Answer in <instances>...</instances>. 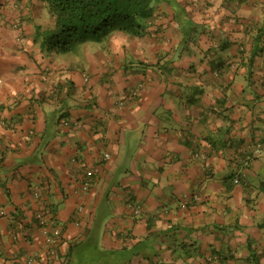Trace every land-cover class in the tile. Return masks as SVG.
Wrapping results in <instances>:
<instances>
[{"label":"crops","instance_id":"obj_1","mask_svg":"<svg viewBox=\"0 0 264 264\" xmlns=\"http://www.w3.org/2000/svg\"><path fill=\"white\" fill-rule=\"evenodd\" d=\"M44 10L0 0V264H264V0L161 1L69 63Z\"/></svg>","mask_w":264,"mask_h":264},{"label":"trees","instance_id":"obj_2","mask_svg":"<svg viewBox=\"0 0 264 264\" xmlns=\"http://www.w3.org/2000/svg\"><path fill=\"white\" fill-rule=\"evenodd\" d=\"M161 1L169 0H45L53 25L36 27L34 41L42 51L70 53L87 42L102 43L113 33L138 37Z\"/></svg>","mask_w":264,"mask_h":264},{"label":"built area","instance_id":"obj_3","mask_svg":"<svg viewBox=\"0 0 264 264\" xmlns=\"http://www.w3.org/2000/svg\"><path fill=\"white\" fill-rule=\"evenodd\" d=\"M84 81L86 83L89 82L88 77L84 76ZM140 94V89L135 90L133 93L130 94V98L133 97H138ZM126 101H120L118 102L119 107H123L125 105ZM108 155H105L104 158H108ZM100 173V168L98 166L84 169L81 181L79 183V189L78 193H88L90 190L92 184L94 183L95 177L99 175ZM234 183H238V179L234 180ZM32 195L35 199V201L38 204V211L36 213V218H37V231L42 235L43 238V248L47 252L49 256L55 257L57 255V249L61 244V229L58 225L53 220V215L49 213L44 205V199L42 196V193L40 191H33ZM132 208V211L134 212L135 215H140L141 214V207L136 206V207H130ZM83 212V208L79 207L78 208V214ZM0 215H4V211H0ZM35 260L33 257L26 258L23 261V264H34Z\"/></svg>","mask_w":264,"mask_h":264},{"label":"rangeland","instance_id":"obj_4","mask_svg":"<svg viewBox=\"0 0 264 264\" xmlns=\"http://www.w3.org/2000/svg\"><path fill=\"white\" fill-rule=\"evenodd\" d=\"M42 16L43 18L45 19V22L46 23H49L47 18L50 16L49 15V12L48 11H43L42 13ZM105 41H103L102 43H105ZM93 42H87L85 44H82L80 46H78L76 48V50L70 52V53H55L54 54V59L57 61V62H60V63H69L71 61H74V60H77L79 57H82L83 54H84V51L86 50L87 47H90L92 46ZM96 44H100V43H96Z\"/></svg>","mask_w":264,"mask_h":264}]
</instances>
